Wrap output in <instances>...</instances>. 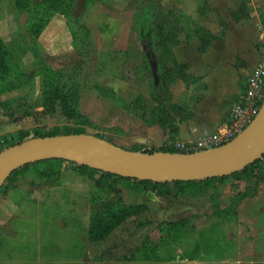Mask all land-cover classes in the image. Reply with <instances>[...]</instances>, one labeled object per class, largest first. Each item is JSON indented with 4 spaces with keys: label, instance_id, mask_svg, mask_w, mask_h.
<instances>
[{
    "label": "rangeland",
    "instance_id": "obj_1",
    "mask_svg": "<svg viewBox=\"0 0 264 264\" xmlns=\"http://www.w3.org/2000/svg\"><path fill=\"white\" fill-rule=\"evenodd\" d=\"M4 1L14 4L7 7ZM39 1L0 0V19L14 12L21 32L5 55L10 71L0 68L4 145L21 143L22 132L29 133L28 140L58 130L97 135L129 150L160 151L130 137L149 126L162 101L175 105L168 86L155 89L138 38V15L147 0H70L74 17L89 27L80 29L77 38L75 18L70 22L61 11L49 14L39 36L30 33L28 21L42 16L31 13ZM151 1L164 9V0ZM57 7L66 9L65 4ZM161 20L163 14L154 13L156 26ZM161 61L173 63L168 55ZM69 83L79 88L74 108L68 110L57 97L54 110H48L50 95L55 97ZM78 168L65 162L50 173L47 164H36L4 185L0 264H228L264 259L262 172L256 171L259 179L241 174L224 183L211 182L202 194L160 196L108 185L100 175H83Z\"/></svg>",
    "mask_w": 264,
    "mask_h": 264
},
{
    "label": "crops",
    "instance_id": "obj_2",
    "mask_svg": "<svg viewBox=\"0 0 264 264\" xmlns=\"http://www.w3.org/2000/svg\"><path fill=\"white\" fill-rule=\"evenodd\" d=\"M8 4L14 3L4 1V6ZM164 9L180 16L175 61L169 66L180 70L166 85L178 112L171 111L174 121L166 128L147 125L140 136H130L157 150L213 134L229 119L233 103L261 60L256 39L259 28H264V0H164ZM16 17L8 11L0 21V37L7 45L21 37ZM228 264H264V259Z\"/></svg>",
    "mask_w": 264,
    "mask_h": 264
},
{
    "label": "water",
    "instance_id": "obj_3",
    "mask_svg": "<svg viewBox=\"0 0 264 264\" xmlns=\"http://www.w3.org/2000/svg\"><path fill=\"white\" fill-rule=\"evenodd\" d=\"M158 84V75L154 73ZM264 155V102L234 140L194 153L129 150L88 133L36 137L0 152V189L20 167L65 160L111 174L154 182L199 181L240 172Z\"/></svg>",
    "mask_w": 264,
    "mask_h": 264
},
{
    "label": "trees",
    "instance_id": "obj_4",
    "mask_svg": "<svg viewBox=\"0 0 264 264\" xmlns=\"http://www.w3.org/2000/svg\"><path fill=\"white\" fill-rule=\"evenodd\" d=\"M61 4H65L66 9L61 10L60 8L57 7L58 5ZM72 5L73 2L70 0L39 1L38 4L31 11V13L33 15L36 14L37 16H39L40 14L42 16H40L35 21H33L32 19L28 21V31H30V33H32L33 35L39 36V34L43 31L45 25L48 23V20L50 18L49 14L52 11L53 12L61 11L63 14L67 15L68 18H70V22H71V18H75L74 22L77 25V31L75 36L77 38L80 29L82 28L85 29L89 27L87 26L86 23H84V21L80 18V16L74 17V15L72 14ZM142 7L143 9H141L138 15V22H137L138 38L143 46V52H144L145 60L149 66V70L153 74L155 89L159 90L160 87H163L164 85L169 84L170 86L171 82L168 81V79L174 81L173 75L175 73H179L180 70L179 69L178 71H176L172 68H169V66L164 65L161 61V58L166 55H168L173 62L175 61V57L173 54V46H175L179 41L177 38V30L179 29L178 24L180 23V16L175 10H170L172 12L167 11L163 9L158 2H152L151 0L145 1ZM154 13H156L157 15L163 14L164 16V20L157 21V26L153 21ZM6 53H9L8 45L0 37V68H3L4 72H9L10 68L7 64V61L5 60ZM155 71L158 75V84H156L155 82V77H154ZM57 90L58 93L55 95V97L54 94L50 95L48 93L50 95L49 99L52 101L47 104L46 106L47 109L54 110L52 106L54 100L57 97H60L62 99L63 103L67 105L68 110H70V108H74L77 102L79 88L75 84L69 83L67 86H65V88L62 87L60 88V90L59 89ZM164 105H168L169 107H165ZM171 111L173 113L178 112L175 105H172L171 103L167 104L165 101H162V108H160L158 111L154 110V114L151 115L149 117V120L147 121L148 124L149 125L159 124L162 127H164L166 126V123L162 122L163 119H166V121L169 123L171 122L173 123L174 120H173V116L171 115ZM71 133H79V132L76 131ZM60 134H61L60 131L56 130V132L50 135H60ZM28 136H29L28 132H22L21 142L27 140ZM4 143L5 140L0 139V152L5 150L6 148L18 144V143H11L9 145L6 144L4 145ZM151 151L154 152L155 150H151ZM160 151L180 152V150L174 148L173 146L161 148ZM65 162H66L65 160H46L39 163L24 165L19 169H17L16 171H14L12 175L7 179L5 184L10 179L26 173L30 169V166L32 165L47 164V166H49L50 168L51 171L50 173H55L54 167L59 166ZM77 165L79 167L78 169L80 173L83 175H88L91 177L100 175L99 179L103 183L112 186H117V185L126 186L127 188H130L131 190L139 194L153 192L160 196H167L170 194H176L177 196H188V195H197L204 193L211 182L217 181L219 183H224L230 177L240 176L241 174H251L255 176L256 179H259L256 171L264 173V155L262 158L256 160L253 164H251L250 166H248L247 168H245L240 172L234 173L229 176L218 177L214 179L199 180V181L154 182L151 180L127 178V177L111 174L108 172H104L101 170L93 169L86 165H80V164ZM4 185L0 189V193H2L4 189Z\"/></svg>",
    "mask_w": 264,
    "mask_h": 264
},
{
    "label": "built area",
    "instance_id": "obj_5",
    "mask_svg": "<svg viewBox=\"0 0 264 264\" xmlns=\"http://www.w3.org/2000/svg\"><path fill=\"white\" fill-rule=\"evenodd\" d=\"M261 60L247 79L246 89L239 94L231 107L230 117L208 136L194 142H178L175 148L180 152L194 153L227 144L237 138L256 118L264 102V28H259L256 39Z\"/></svg>",
    "mask_w": 264,
    "mask_h": 264
}]
</instances>
